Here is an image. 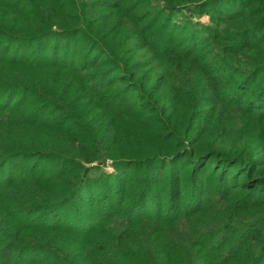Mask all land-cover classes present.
<instances>
[{"label":"trees","instance_id":"obj_1","mask_svg":"<svg viewBox=\"0 0 264 264\" xmlns=\"http://www.w3.org/2000/svg\"><path fill=\"white\" fill-rule=\"evenodd\" d=\"M0 264H264V0H0Z\"/></svg>","mask_w":264,"mask_h":264},{"label":"rangeland","instance_id":"obj_2","mask_svg":"<svg viewBox=\"0 0 264 264\" xmlns=\"http://www.w3.org/2000/svg\"><path fill=\"white\" fill-rule=\"evenodd\" d=\"M207 19H208V17H206V16H203L202 18H201V20H202V22H208L207 21ZM106 170L108 171V172H111L112 171V169L110 168V166H106Z\"/></svg>","mask_w":264,"mask_h":264}]
</instances>
